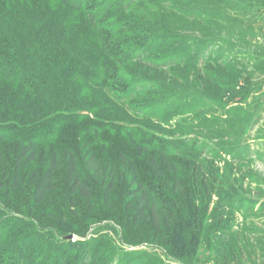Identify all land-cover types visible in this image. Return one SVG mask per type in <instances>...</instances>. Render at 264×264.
Wrapping results in <instances>:
<instances>
[{
  "label": "rangeland",
  "instance_id": "374dc122",
  "mask_svg": "<svg viewBox=\"0 0 264 264\" xmlns=\"http://www.w3.org/2000/svg\"><path fill=\"white\" fill-rule=\"evenodd\" d=\"M127 14L130 33L113 50L132 61L105 64L130 82L97 89L93 111L68 112L82 134L69 119L59 144L22 168L23 189L11 209L0 205V264H264V0H143L109 13L113 31L128 32L115 23ZM134 29L148 39L136 42ZM132 87L135 98L119 99ZM61 146L102 167L97 181L86 165L91 207L69 194L63 170L34 205L27 177ZM121 152L152 195L160 234L153 217L136 222ZM9 185L0 176L1 198ZM220 197L233 209L218 212Z\"/></svg>",
  "mask_w": 264,
  "mask_h": 264
},
{
  "label": "trees",
  "instance_id": "16d2710c",
  "mask_svg": "<svg viewBox=\"0 0 264 264\" xmlns=\"http://www.w3.org/2000/svg\"><path fill=\"white\" fill-rule=\"evenodd\" d=\"M140 1L143 0H0V176L3 181L9 179L10 184L0 197V205L11 209L9 199L25 183L22 168L35 165L43 148L59 144L68 120L73 119L68 112L93 111L99 107L96 102L101 92L97 89L108 91L110 83L130 82V76L111 73L105 63L116 58L125 63L132 61V54H117L113 47L118 46V35L130 33L129 24L134 20L129 14L125 19H116L115 23L125 26L128 32L123 28L113 31L109 13L130 12ZM130 31L136 42L148 39L140 30ZM113 67L110 65V69ZM138 91L137 87L126 88V93L118 97L133 99ZM81 119H73L80 134L84 131ZM12 143L16 144L14 152L7 149ZM141 147V154L149 152ZM120 158L122 167L129 165L132 177L128 195L140 198L136 222L153 217L154 231L160 234L161 219L155 204L150 207L149 189L124 152ZM43 163L44 170H33L26 181L35 206L43 204L56 189L57 176L63 170L69 194L91 207L93 190L85 178L86 165L97 181L103 173L95 155L84 163L72 146L62 147L53 149ZM114 183L112 176L104 192L107 201ZM232 209L230 201L219 198L218 212ZM146 210L151 213L148 215ZM164 224L171 228L168 219ZM222 234L228 235L226 231Z\"/></svg>",
  "mask_w": 264,
  "mask_h": 264
}]
</instances>
